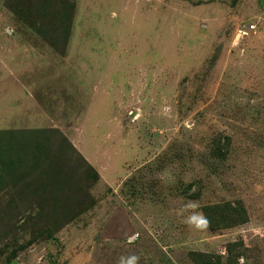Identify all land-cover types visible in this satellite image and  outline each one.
<instances>
[{
    "label": "rangeland",
    "instance_id": "1",
    "mask_svg": "<svg viewBox=\"0 0 264 264\" xmlns=\"http://www.w3.org/2000/svg\"><path fill=\"white\" fill-rule=\"evenodd\" d=\"M38 2L0 0V129L18 141L0 194L38 183L83 206L47 238L0 224V264H195L239 239L240 264H264V0ZM58 10L64 53L32 25ZM236 199L248 222L211 230L202 206Z\"/></svg>",
    "mask_w": 264,
    "mask_h": 264
},
{
    "label": "trees",
    "instance_id": "2",
    "mask_svg": "<svg viewBox=\"0 0 264 264\" xmlns=\"http://www.w3.org/2000/svg\"><path fill=\"white\" fill-rule=\"evenodd\" d=\"M26 1L27 0H18V3L22 4ZM49 1L51 2V0ZM30 2H37L38 9H42V3L38 2V0H30ZM21 4L20 6L18 4V7H13V10L20 8ZM15 13L21 18H23L22 16L30 18V16L37 17L35 14H39L40 12ZM53 14V16H48V18L41 14L46 22L43 19L38 22V18H34L32 25L38 33H42L43 37L53 44L57 51L64 53L71 34L72 22L70 18L72 14H70V12H64V10H58ZM57 19L60 23L54 24L52 25L53 27H51L49 23H51V21L54 23V20ZM225 137L229 139L228 136ZM16 138L17 135L13 130L8 128L0 129V186H3L2 189L0 188V191L12 184L14 186V183L17 182L2 179V174L8 173L9 166L13 167L10 169L17 167L15 165L18 159L13 157L14 155L11 153L18 142L15 141ZM217 156L224 158L225 152L222 148L218 150ZM68 161L70 164L72 163L71 160ZM75 162L82 163L84 170L86 169L94 172V174H91L94 179L99 177L97 170H95L81 154ZM19 174H23V171ZM19 180H21V178ZM55 185L60 184L58 182L55 183ZM21 186V192L16 194H0V224H3L7 231L11 230L15 234L21 230L28 231L32 238H47L53 236L54 232L60 230L64 223L70 221L78 213L82 212V210H80V207L83 206L82 202L74 200L73 198L65 199V196L69 194L67 190H65L64 196L63 191L59 192L53 190L50 193H46L45 189H38V183H34L32 188L30 185L27 186V184H25V186L21 184ZM186 186L187 188L183 189V193H186L192 184L188 183ZM73 188L74 186L72 185L70 189ZM47 194H49V198L45 200ZM197 195L198 193L194 196L196 197ZM22 198H26L23 201L27 202L28 210L21 211L19 207L16 206V199ZM38 199H40L39 204H31ZM29 204L31 205L30 208ZM202 212L211 230L231 228L238 224L246 223L249 220L247 206L241 199L206 203L202 206ZM2 221H4V223H2ZM3 225L2 233L5 231ZM52 226H54V228H52ZM48 227L49 229H47ZM246 250L247 246L245 241L239 239L227 243L226 253L190 250L188 251V255L195 264H240L239 259L241 256L245 255Z\"/></svg>",
    "mask_w": 264,
    "mask_h": 264
}]
</instances>
